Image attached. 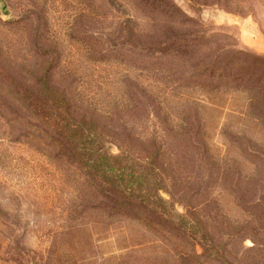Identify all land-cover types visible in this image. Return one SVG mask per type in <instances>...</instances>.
I'll use <instances>...</instances> for the list:
<instances>
[{
    "label": "rangeland",
    "instance_id": "1",
    "mask_svg": "<svg viewBox=\"0 0 264 264\" xmlns=\"http://www.w3.org/2000/svg\"><path fill=\"white\" fill-rule=\"evenodd\" d=\"M169 1L195 20L187 31L198 36L201 58L227 62L243 50L264 60V0ZM126 17L146 30L174 25L134 0H0V47L33 61L39 46L48 50L52 42L77 97L93 108L111 113L125 103L131 80L159 98L173 125L191 113L181 168L198 189L176 195L189 222L171 234L106 214L94 207L98 195L76 181L75 168H59L16 139L0 116V264H264V98L238 83L175 86L155 70L98 60L90 35L105 49ZM241 59L240 66L264 76V62ZM142 101L126 114L127 126L143 138L166 139L151 103Z\"/></svg>",
    "mask_w": 264,
    "mask_h": 264
},
{
    "label": "trees",
    "instance_id": "2",
    "mask_svg": "<svg viewBox=\"0 0 264 264\" xmlns=\"http://www.w3.org/2000/svg\"><path fill=\"white\" fill-rule=\"evenodd\" d=\"M134 1L145 11L168 15L174 25L162 22L146 30L126 17L118 23L105 49H99L105 46L99 36L90 35L98 60L113 59L155 70L162 75L161 80H170L175 86L218 88L238 83L237 87L255 88L264 98V76L249 72L237 61L252 58L261 63L263 59L243 50L237 51V60L227 62L201 58L198 36L187 31L195 20L179 5L169 0ZM96 8L93 3L92 19L98 15ZM48 46V50L39 46L33 61L17 60L0 47V116L16 139L31 144L59 168H75L76 181L98 195L94 207L106 214L137 220L171 234L179 231L189 219L177 209V196L198 189L196 181L186 178V169L181 168L191 145V113L173 125L174 119L159 98L144 94L145 88L131 80L127 82L134 89L128 90L125 103L111 113L93 108L77 97L73 82L62 70L57 47L52 42ZM143 95L151 103L166 139L143 138L127 126L126 114L140 107ZM112 146L118 152H113Z\"/></svg>",
    "mask_w": 264,
    "mask_h": 264
},
{
    "label": "water",
    "instance_id": "3",
    "mask_svg": "<svg viewBox=\"0 0 264 264\" xmlns=\"http://www.w3.org/2000/svg\"><path fill=\"white\" fill-rule=\"evenodd\" d=\"M9 14V11L7 9H4V15L7 16Z\"/></svg>",
    "mask_w": 264,
    "mask_h": 264
}]
</instances>
